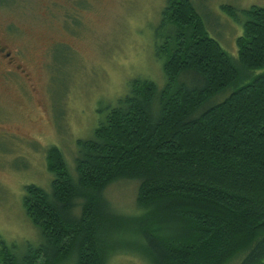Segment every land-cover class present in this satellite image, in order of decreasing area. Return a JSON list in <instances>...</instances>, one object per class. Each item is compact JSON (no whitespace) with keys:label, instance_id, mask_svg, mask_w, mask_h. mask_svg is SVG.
<instances>
[{"label":"trees","instance_id":"16d2710c","mask_svg":"<svg viewBox=\"0 0 264 264\" xmlns=\"http://www.w3.org/2000/svg\"><path fill=\"white\" fill-rule=\"evenodd\" d=\"M242 33L237 58L209 35L191 0H167L156 30L165 85L134 78L78 139L76 176L46 152L50 190L24 186L42 242L22 253L0 241V264H257L264 259V6L222 5ZM229 91L226 98L211 100ZM137 183L136 214L106 190Z\"/></svg>","mask_w":264,"mask_h":264},{"label":"rangeland","instance_id":"374dc122","mask_svg":"<svg viewBox=\"0 0 264 264\" xmlns=\"http://www.w3.org/2000/svg\"><path fill=\"white\" fill-rule=\"evenodd\" d=\"M0 10L4 44L16 56L19 75L0 61V241L18 253L42 242L23 206L24 186L50 190L46 152H63L76 176L78 139H89L102 109L128 93L134 78L165 85L156 57V30L167 0H5ZM209 35L237 58L242 26L222 5L264 6V0H191ZM229 91L214 97L216 103ZM137 183L122 180L106 190L111 205L136 214ZM243 256L230 264H239ZM108 264H148L116 253ZM257 264H264V259Z\"/></svg>","mask_w":264,"mask_h":264},{"label":"flooded vegetation","instance_id":"af4514ba","mask_svg":"<svg viewBox=\"0 0 264 264\" xmlns=\"http://www.w3.org/2000/svg\"><path fill=\"white\" fill-rule=\"evenodd\" d=\"M5 0H0V10L5 6ZM1 21V19H0ZM5 32H4V26L2 25V22L0 23V61L5 67L8 68L7 71H10L11 74L9 75H19V72L17 70V67L14 66L16 62V56L13 54L12 50L8 47L9 45L4 44L3 40L5 38Z\"/></svg>","mask_w":264,"mask_h":264}]
</instances>
